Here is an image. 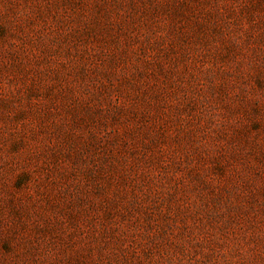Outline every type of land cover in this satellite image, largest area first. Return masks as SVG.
Instances as JSON below:
<instances>
[{
	"label": "rangeland",
	"instance_id": "1",
	"mask_svg": "<svg viewBox=\"0 0 264 264\" xmlns=\"http://www.w3.org/2000/svg\"><path fill=\"white\" fill-rule=\"evenodd\" d=\"M0 264H264V0H0Z\"/></svg>",
	"mask_w": 264,
	"mask_h": 264
}]
</instances>
